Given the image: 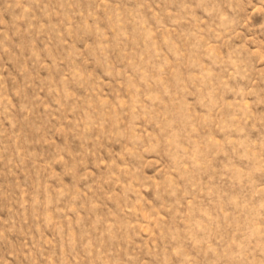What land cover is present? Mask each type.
I'll list each match as a JSON object with an SVG mask.
<instances>
[{"label":"rangeland","instance_id":"rangeland-1","mask_svg":"<svg viewBox=\"0 0 264 264\" xmlns=\"http://www.w3.org/2000/svg\"><path fill=\"white\" fill-rule=\"evenodd\" d=\"M0 264H264V0H0Z\"/></svg>","mask_w":264,"mask_h":264}]
</instances>
